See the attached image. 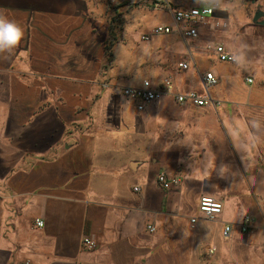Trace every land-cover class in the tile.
<instances>
[{"label":"crops","instance_id":"0c3cea01","mask_svg":"<svg viewBox=\"0 0 264 264\" xmlns=\"http://www.w3.org/2000/svg\"><path fill=\"white\" fill-rule=\"evenodd\" d=\"M206 1L0 0L24 29L0 52V264H264V58L258 39L220 37L253 26L264 0H219L183 39L171 10ZM158 25L171 32L140 40ZM206 72L214 108L177 104ZM164 77L172 93L142 112L120 94ZM159 173L177 186L163 190ZM201 195L222 203L215 219Z\"/></svg>","mask_w":264,"mask_h":264},{"label":"built area","instance_id":"2783aa9c","mask_svg":"<svg viewBox=\"0 0 264 264\" xmlns=\"http://www.w3.org/2000/svg\"><path fill=\"white\" fill-rule=\"evenodd\" d=\"M108 3L115 4L119 0H106ZM163 0H150L151 3H160ZM211 7L212 11H206V8ZM219 0H208L201 5H186L171 10L172 20L176 26L180 27V35L183 39H195L198 36V25L207 24V20L212 15L213 11L220 8ZM171 27L165 25H158L153 27L148 34L140 36V40L149 41L151 36L169 34ZM206 48L210 50L218 61L224 63H235L236 59L233 55L226 52L221 44H207ZM189 65L186 61H178L176 68L179 71H186ZM246 83H251L250 78H245ZM217 84V79L212 72H206L201 78V92L188 91L186 93H172V81L170 77H164L159 84L154 85L149 80H143L138 86L123 87L120 91L121 96L130 101L137 112H142L147 106L160 101L163 95L167 92L173 94L174 101L179 105H191L194 107H213L216 104L215 99L211 95V89ZM158 185L163 190H169L177 186L178 180L175 178H168L164 173H159L156 177ZM138 191V187L133 188ZM222 203L210 196L201 195L198 200V212L207 220L215 219L222 211ZM196 219H190L191 227H194ZM253 218L245 215L239 224V231L247 233L253 227ZM36 227H42L43 223L39 219L34 220ZM149 232H153L152 226H147ZM232 231L230 225H225L222 228L221 236L228 238ZM81 245L86 250H93L97 243L92 237H83ZM211 252V251H210ZM27 264V263H26Z\"/></svg>","mask_w":264,"mask_h":264},{"label":"rangeland","instance_id":"374dc122","mask_svg":"<svg viewBox=\"0 0 264 264\" xmlns=\"http://www.w3.org/2000/svg\"><path fill=\"white\" fill-rule=\"evenodd\" d=\"M264 11V10H263ZM262 15V16H261ZM258 20L256 18L253 19V26L251 27H245L243 28L241 31H239L238 29L234 30L233 34L230 33H226V34H220L222 37V39H258L255 42V51H257V53H259L261 55V58H264V13H258ZM151 30V29H150ZM147 31L144 34H148ZM155 36H151L150 39H154ZM198 37V36H197ZM206 38H208L207 33L205 34ZM198 39V38H195ZM111 41V40H108ZM111 45V42H106L105 43V48H108V46ZM254 45H252L254 47ZM110 49V48H109ZM248 50L251 49V47L249 46L247 48ZM264 64V59L260 60V63Z\"/></svg>","mask_w":264,"mask_h":264},{"label":"clouds","instance_id":"9594fccd","mask_svg":"<svg viewBox=\"0 0 264 264\" xmlns=\"http://www.w3.org/2000/svg\"><path fill=\"white\" fill-rule=\"evenodd\" d=\"M211 7L206 11H212ZM24 39V29L6 15L0 14V52L5 50L16 51Z\"/></svg>","mask_w":264,"mask_h":264}]
</instances>
